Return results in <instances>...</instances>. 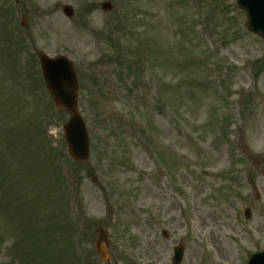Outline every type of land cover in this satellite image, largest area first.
<instances>
[{"label":"rangeland","instance_id":"374dc122","mask_svg":"<svg viewBox=\"0 0 264 264\" xmlns=\"http://www.w3.org/2000/svg\"><path fill=\"white\" fill-rule=\"evenodd\" d=\"M22 16L27 49L10 56ZM245 23L234 0H0V264H104L98 227L111 264H172L179 245L182 264L264 250V43ZM38 52L68 57L80 83L91 154L65 187L67 164L34 135L39 118L66 153Z\"/></svg>","mask_w":264,"mask_h":264},{"label":"water","instance_id":"95a60500","mask_svg":"<svg viewBox=\"0 0 264 264\" xmlns=\"http://www.w3.org/2000/svg\"><path fill=\"white\" fill-rule=\"evenodd\" d=\"M237 3L239 10L247 18L246 27L248 31L264 41V0H237ZM109 8V5H104V9ZM64 13L68 17L73 15V11L69 7L64 8ZM24 24L27 26L26 20H24ZM38 59L47 90L55 103V108L66 111L70 116L69 121L64 126L69 154L76 162L85 163L90 157V141L86 125L78 109L79 83L73 64L66 57L49 58L44 53H39ZM246 215L248 218L250 217L249 210L246 211ZM97 233L96 251L102 261L110 264L108 232L100 228ZM183 257V248H176L173 264H181ZM248 264H264V252L253 254Z\"/></svg>","mask_w":264,"mask_h":264},{"label":"trees","instance_id":"16d2710c","mask_svg":"<svg viewBox=\"0 0 264 264\" xmlns=\"http://www.w3.org/2000/svg\"><path fill=\"white\" fill-rule=\"evenodd\" d=\"M14 14L15 13H14V10L12 8H9V9L4 11V16L8 18L7 23L13 22L14 17H15ZM10 35L13 38V40L11 41L12 44L16 45V47H15L16 51L12 52V49L9 48L8 50H5V53H8L10 56H15L16 54L18 55L19 53H22L23 51H25V48H26L25 41L20 36V34L17 32L16 27H15V29H13V32ZM18 50H20V51H18ZM37 79L39 80V78H37ZM49 117H51V116H49ZM33 128H34V133H35L34 135L36 137H39V140H40V138H43V141L40 140V145H41L40 148L42 149V152L46 153V156L51 158L52 163H54V165L56 163L58 166H59V163H61V162L67 163L68 165H70V161H69L67 155L65 154V152L62 149H57L56 147H54L52 145V143H50L48 140H46L45 134H44V125H43V123H41L39 118H38L37 123L35 124V126ZM63 146L65 148L64 144H63ZM73 165L76 168L80 167V165H75V164H73ZM59 167H57L56 169L58 170ZM58 172H59V170H58ZM72 174L73 173L70 172L71 176H72ZM60 180L61 181L59 183H61L62 187H64L65 181L61 177H60ZM10 192H11V188L8 187L7 171H6L5 167L0 164V194H2V198H6V196ZM2 201H4V200L0 201V209L7 211L8 204H4ZM1 207H3V208H1Z\"/></svg>","mask_w":264,"mask_h":264}]
</instances>
